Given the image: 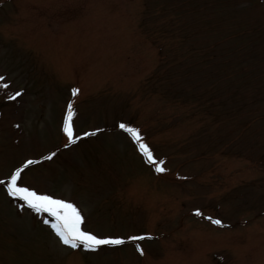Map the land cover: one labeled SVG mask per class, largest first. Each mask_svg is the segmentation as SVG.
Masks as SVG:
<instances>
[{"label":"rangeland","instance_id":"374dc122","mask_svg":"<svg viewBox=\"0 0 264 264\" xmlns=\"http://www.w3.org/2000/svg\"><path fill=\"white\" fill-rule=\"evenodd\" d=\"M252 1H239L234 13L242 16L244 8L254 12L260 3L264 7V0ZM139 5L129 0H0V72L11 83L6 94L23 90L13 102L0 101V110L5 112L0 119V177L25 157L57 148L56 156L41 168L51 165L60 170L66 160L74 158L81 163L68 164L53 176L31 168L19 183L55 198H76L81 213L89 212L86 229L100 235L113 232L127 240H131L129 234L152 233L154 240L144 242L147 255L156 253L152 264H264V165L258 158L264 135L258 138L259 130H252L238 148L244 150L242 156L233 158L217 148L236 120L224 113L222 103L216 115L210 116L204 106L198 113L182 104L177 107L173 101L163 102L166 110L160 112L156 95H145L131 105L113 95L114 89L125 96L127 77H142L154 59L149 45L123 56L127 41L118 30L129 10ZM244 29L251 32V28ZM206 33L215 40L220 30L203 28L202 34ZM258 33L244 35L241 43L264 46V31L257 39ZM224 63L235 65L228 58ZM105 81L111 87L102 90L107 94L100 89ZM72 87L79 88L74 109L77 132L105 129L66 149L61 121L66 101L73 96ZM227 89L236 92L229 84L222 95ZM239 101L234 94L227 99L229 107ZM127 119L136 121L158 159L163 158L171 172L166 180L143 165L131 140L116 128L118 120ZM162 124L172 128H162ZM186 132L200 140V144H188L192 152L182 151L180 139ZM209 133L210 139H205ZM98 151L100 161H94ZM98 162L112 177L111 184L97 169L99 165L92 166ZM196 175L199 187H192ZM3 186L0 264H146L153 258H142L132 243L112 250L101 248L96 254L72 251L29 209L21 207L19 198L7 192L5 196ZM16 205L26 209L21 216L11 213ZM195 209L224 218L231 226L215 227L197 216ZM92 223L99 229L88 228ZM164 232L171 235L155 240Z\"/></svg>","mask_w":264,"mask_h":264},{"label":"trees","instance_id":"16d2710c","mask_svg":"<svg viewBox=\"0 0 264 264\" xmlns=\"http://www.w3.org/2000/svg\"><path fill=\"white\" fill-rule=\"evenodd\" d=\"M223 2L224 0H166L162 6L153 11L152 17L159 23L154 26L151 24L143 26L142 32L145 35L151 33L150 31L159 34V37L164 40L166 49L160 54L161 59L164 61H162L157 71L152 74L149 81L152 86V79H161L160 84L165 85L167 83L168 87L176 88L172 96L173 99L176 102L189 105L195 112L203 106L206 108L208 104H212L211 107H213L214 104L218 103L215 90L222 84H230L232 88L239 91L240 96L254 99L252 104L244 107L240 112L241 115L249 117L239 130V134H242L246 129H250L254 122L264 125V80L259 78L256 67L257 59L264 58V46L261 47L258 44L257 49H255L254 44L251 46L250 44L241 43V38L247 33H253L257 30L255 28L259 27V33L256 37L260 36L262 33L261 23H255L251 32L250 30L231 32L221 41L213 44V47H217L220 43H225V48L222 50L226 51L221 56L232 58L235 67L225 64L219 57L214 60V55L217 54L213 55L212 48L209 46L207 54L212 60H210L209 65L206 64L203 68L210 66L214 61L210 74L193 76L192 86H190V88H193L188 96L184 88H180L176 82V73L180 70V66L185 64L178 61V59L183 55V49L187 50V39L189 37L187 31L188 28L193 27L194 20L192 17L197 18L198 23L199 18H207L203 24H200L204 26L207 24L206 28H208L211 22L210 19L216 12L222 11L227 14ZM232 5V2L228 4L229 7H232ZM230 16L231 13L227 17ZM195 50L199 51L200 49ZM250 51L252 54L247 53ZM262 60L264 61V59L258 60V63ZM200 65L201 63L198 64V66ZM219 68L226 76L220 77ZM233 155L236 156V154ZM239 156H242V154ZM258 157L264 162L262 155Z\"/></svg>","mask_w":264,"mask_h":264},{"label":"snow or ice","instance_id":"6c2138e0","mask_svg":"<svg viewBox=\"0 0 264 264\" xmlns=\"http://www.w3.org/2000/svg\"><path fill=\"white\" fill-rule=\"evenodd\" d=\"M3 80L4 77L0 76V81ZM0 87L7 88L8 84L0 83ZM22 91L23 90L21 89L20 91H16L14 95L9 94V98L14 99L17 96H20ZM71 93L73 97H75L79 93V88H71ZM74 115L75 110L73 108V101L69 100L62 123V131L68 141L64 147H69L85 137L94 136L100 131L99 129H95L77 132L72 122ZM118 127L132 136L138 146V150L142 153L148 163L154 166L157 172L165 171L162 167L164 160L157 159L153 155L152 149L144 143L143 137L138 128L125 122L119 123ZM55 154V152L49 153L47 159H51ZM33 163H36V161L26 160L21 167H17L11 175L5 178L7 181V192L9 195L18 197L20 200L24 201L29 208L34 209L37 213H48L52 217H55V221L51 222V227L55 230L63 244L68 245L73 249L82 246L86 250L95 251L102 245H120L124 243V238L119 236H103L95 234L90 230H84L81 227L84 222V216L82 215L81 210L70 200L55 198L53 195L40 193L33 188L18 183L23 168ZM3 184H5V180H0V185ZM195 213L196 215H201L199 209H195ZM208 219L214 224H222V221L219 219H213L212 217H208ZM45 223H49V221L45 220ZM145 238L151 239V234L144 233L138 237H129L128 239L144 240ZM136 247L137 251L143 255V249L140 245L137 244Z\"/></svg>","mask_w":264,"mask_h":264}]
</instances>
